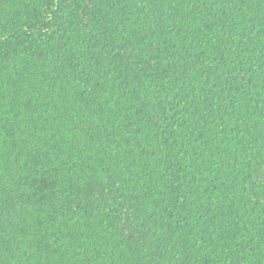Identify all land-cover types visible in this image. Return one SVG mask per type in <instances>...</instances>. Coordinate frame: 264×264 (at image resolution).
I'll return each instance as SVG.
<instances>
[{"label":"trees","instance_id":"16d2710c","mask_svg":"<svg viewBox=\"0 0 264 264\" xmlns=\"http://www.w3.org/2000/svg\"><path fill=\"white\" fill-rule=\"evenodd\" d=\"M264 0H0V264H264Z\"/></svg>","mask_w":264,"mask_h":264},{"label":"snow or ice","instance_id":"6c2138e0","mask_svg":"<svg viewBox=\"0 0 264 264\" xmlns=\"http://www.w3.org/2000/svg\"><path fill=\"white\" fill-rule=\"evenodd\" d=\"M261 182H264V176L261 177Z\"/></svg>","mask_w":264,"mask_h":264}]
</instances>
